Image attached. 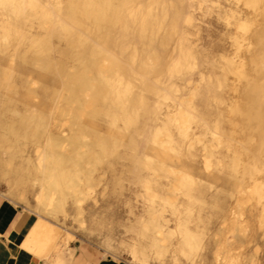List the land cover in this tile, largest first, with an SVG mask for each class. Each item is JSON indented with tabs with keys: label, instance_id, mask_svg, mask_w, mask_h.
Segmentation results:
<instances>
[{
	"label": "clouds",
	"instance_id": "obj_1",
	"mask_svg": "<svg viewBox=\"0 0 264 264\" xmlns=\"http://www.w3.org/2000/svg\"><path fill=\"white\" fill-rule=\"evenodd\" d=\"M0 184L34 264H264V0H0Z\"/></svg>",
	"mask_w": 264,
	"mask_h": 264
},
{
	"label": "crops",
	"instance_id": "obj_2",
	"mask_svg": "<svg viewBox=\"0 0 264 264\" xmlns=\"http://www.w3.org/2000/svg\"><path fill=\"white\" fill-rule=\"evenodd\" d=\"M0 191V264H34L32 248L26 244L36 221L33 212ZM2 198V199H1ZM18 206V207H16ZM99 264H115L99 258Z\"/></svg>",
	"mask_w": 264,
	"mask_h": 264
},
{
	"label": "bare ground",
	"instance_id": "obj_3",
	"mask_svg": "<svg viewBox=\"0 0 264 264\" xmlns=\"http://www.w3.org/2000/svg\"><path fill=\"white\" fill-rule=\"evenodd\" d=\"M7 192H6V196L11 198L14 197L16 195V191H14L12 188L7 187ZM13 199V198H11ZM18 200H14L19 204L25 203L24 201H21L19 199V195L17 196ZM25 208H27L28 210H30L31 212H33L36 216V221L34 223V226L28 236L27 242L26 244H30L29 247H31L33 238L38 236L41 232H43L44 230L53 227L54 225H52L50 223L51 218L50 217H46V215L41 211V209L39 207H32L30 205L26 206ZM32 248V247H31ZM33 253V250L31 251Z\"/></svg>",
	"mask_w": 264,
	"mask_h": 264
},
{
	"label": "rangeland",
	"instance_id": "obj_4",
	"mask_svg": "<svg viewBox=\"0 0 264 264\" xmlns=\"http://www.w3.org/2000/svg\"><path fill=\"white\" fill-rule=\"evenodd\" d=\"M6 190H7L6 186L3 185V184H0V191H1V192H5ZM17 196H18V193H16V195H15L14 197H11V198H13L14 200H18V199H17ZM1 199H2V198H1ZM18 206H21V205H18ZM18 206H16V207H18ZM23 210H25V209H23Z\"/></svg>",
	"mask_w": 264,
	"mask_h": 264
}]
</instances>
